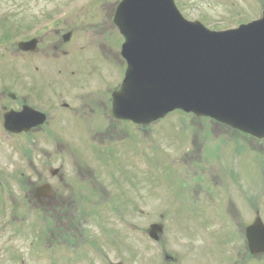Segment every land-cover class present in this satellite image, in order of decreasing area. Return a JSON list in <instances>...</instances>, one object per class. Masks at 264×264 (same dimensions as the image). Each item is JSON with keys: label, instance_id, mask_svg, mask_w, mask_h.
Listing matches in <instances>:
<instances>
[{"label": "rangeland", "instance_id": "1", "mask_svg": "<svg viewBox=\"0 0 264 264\" xmlns=\"http://www.w3.org/2000/svg\"><path fill=\"white\" fill-rule=\"evenodd\" d=\"M71 1V2H70ZM120 0H98L97 4H92L91 8L85 7L84 9V15L85 21L89 20H95L96 23L101 21L102 19H105L104 23H100L101 30L98 32L99 35H103V32L109 31L112 26V14L113 10H115L116 4ZM222 1L224 4H220L218 2ZM114 2V3H113ZM235 2V3H234ZM242 0H176L177 8L184 14V16L189 20H194L197 17H201L203 22H206L205 24L211 28V29H220L223 27H229L235 22H237L236 18L237 16H232L233 14H238V10H242ZM256 4L262 5V2L264 3V0H256ZM71 4L72 9H74L78 5V0H0V13L4 14V12L8 13V18H5L4 20L0 19V29H2L4 26H11L10 28L13 32V35L19 34V30L21 27L26 26V28H29L30 26L34 25L37 21L47 17L49 13L56 11H61L66 4ZM99 6L101 7H108L107 10H103L104 18L101 17V20L99 16L101 15L102 11L99 10ZM114 5H111V4ZM252 0H247V5H253ZM240 5V6H239ZM242 5V6H241ZM228 7V8H227ZM71 9V10H72ZM70 12V11H69ZM232 15H230V13ZM254 11L250 12L248 17L254 16ZM69 14V13H68ZM90 19H89V17ZM69 17V15H68ZM248 19V18H246ZM77 20V18H76ZM78 23H81L80 20H77ZM97 26V24H94ZM96 28V27H95ZM95 28H90V31L94 30ZM10 30V31H11ZM9 31V32H10ZM103 31V32H102ZM2 33V31H0ZM99 35H97L99 38H101ZM101 39H99L100 41ZM102 41V40H101ZM107 40L104 39V42ZM119 43V38L114 36L112 38V44H111V50L114 53H117V45ZM3 49L0 46V53H2ZM87 62L94 63V57L93 54L90 53L87 59ZM88 65H95V64H88ZM118 66V65H117ZM119 67V66H118ZM51 70V68H48ZM3 72V80L0 79V92L1 91H9V92H15L20 96V102L19 104L15 105L10 102H8L6 99L5 101L0 100V118L1 115L7 111L8 108L15 106H19L22 102H27L30 106L43 109V110H52L53 109V103L56 100L59 101H66L71 102L70 96L71 95H79V101L83 99L86 95L85 92L89 91V87H87L86 91H79L75 87V81H65V83H62L61 79L56 78V82H60L62 86L54 87V93L48 92L46 94L40 95L42 91L36 89V77L32 80L27 79V75L25 71H22L19 68H16L14 66L9 65L8 67H5ZM80 78V77H79ZM38 79V78H37ZM33 86V87H32ZM47 87L45 89H48ZM93 90V89H92ZM75 104V103H74ZM59 108H56L58 110ZM55 111V110H54ZM53 111V112H54ZM177 118L170 119L164 124V128H169L168 133V140L167 144L168 146H176L179 145L183 140L186 139V135L183 133L181 128H172L171 125L175 124L177 122ZM180 122L182 124H188L189 120L187 119H181ZM55 128L53 125L50 127ZM215 129L217 132L220 131V128L217 126H205L201 127L203 134H205V129ZM57 129V127H56ZM59 131L62 134H56L54 136V139H50L49 135L46 137L39 133L38 136H32L33 141L34 138L38 139V146L41 148V145L43 147V150L47 151L49 154L52 152V150L59 145L60 142H67V148L69 149V155L62 154L60 155L63 157V160L55 165H46L43 163V161L36 156H33V158L28 157L27 160H21L19 157V154L17 153V150H22L23 146L20 147H13L8 148L5 146H0V171L2 168L6 169L5 174L1 176V179L7 183H9V186L6 187L5 190H1L0 194H3L4 200L3 203H1L0 207V213L5 208L6 203L10 202L8 201V197H15L16 199V211L15 214V220L20 225L23 220L28 216H32L36 212V202L33 198L34 190L37 186L48 183L52 186L55 192V198L53 200H41L42 204L41 207H50L49 209H54L59 212H67L69 214H72L73 216H77V223L74 225L73 228H69L65 231L66 233L72 235V240L74 245H85L86 244H93L97 247H99L101 250H103L104 256L110 257L108 260L105 261V264H109V262H112L113 260H116V254H113L109 250L108 244H114L117 243V239L115 236L112 235V233L116 234H123L126 235L128 238H123L120 243H117L118 246H120L122 252L119 253V255H122L123 259L125 261H132V260H138L137 262H140V259L138 257L133 256L134 254L138 253L141 254V258H145L144 252H146V246L142 244L143 242L140 240L139 237L137 239L131 238L128 234V231L126 230V225L124 223H121L120 220L117 218H113L111 220L106 221L103 223L101 221L102 218V212L99 215L95 214V210L91 209V207H94L95 205L100 204L99 202H102L105 199L109 198L110 205H117L118 201L114 198V195L116 193V185L114 184V179L121 181V178L125 180L127 183L129 189L131 190L134 199L132 206L134 207L133 212H128V215L125 216V220L129 222L136 223V225L142 227V228H149L153 224H162L163 222H166L161 216V212L158 211V203L156 198H153L150 195L151 189H161V187H153L157 183V179L155 177L150 178V176L147 177L146 174H141L139 171L133 172L131 170L128 173V170L125 168L127 157L124 154H115L113 151L108 152L105 154H98L94 155L93 150L90 148L87 149L82 153L79 150H85L79 146L76 145H83L84 138L82 133L77 129H70V134L73 135L75 142L71 137H67L68 130L65 126H60ZM57 129V130H58ZM54 133V132H53ZM46 134V133H45ZM50 134V133H49ZM201 133V135H203ZM69 136V135H68ZM206 136V134H205ZM45 137V138H44ZM71 138V139H70ZM139 140L141 137L139 136ZM134 149H139L138 146L134 147ZM74 153H73V152ZM169 151H172V154L175 157H181L183 154L182 150H175L173 147ZM151 160L147 161L154 162L153 166H157V163L159 166L162 165V163L165 161L166 157H164V154L155 149H151ZM114 153V155H113ZM9 155V156H8ZM18 157V159L16 158ZM59 156V157H60ZM78 156L79 159H78ZM195 156H198V159L202 163L201 167L204 168L205 171H207V174L210 175L211 179H219V181L222 184H226L229 193L234 195L235 192L239 193L238 185L239 183L236 182V178H233L232 173H230L227 170L226 163L217 157L215 161H212V157L215 156L208 152L206 149L199 151L196 149ZM221 157H225L224 155H220ZM67 157V158H66ZM172 157V156H171ZM66 158V159H65ZM70 158V159H69ZM147 158V157H146ZM264 159V158H263ZM116 162H115V161ZM261 160V159H260ZM259 160V161H260ZM68 161H75L77 168L79 170H72L68 166L65 167V172L63 178H52L50 175V169L56 168L60 166V163H64L68 165ZM104 161V162H112L110 167H101L99 166L98 162ZM205 161H209L210 168H208L209 164ZM32 163L35 168L30 166L29 164ZM52 163V162H49ZM48 163V164H49ZM29 166V167H28ZM154 166V167H155ZM158 167V166H157ZM125 168V169H123ZM119 169H123L121 172H119ZM250 173L253 175L254 172V166L249 167ZM80 171L81 174H88L90 176L94 175V180L99 183V185L105 190L103 192L102 188L95 185H80L79 179H78V172ZM152 173V172H151ZM187 168L183 167L182 170L178 171L177 174L183 179L182 181L186 182L187 184L193 183V180L190 178H187L186 175ZM11 174V176H9ZM93 174V175H92ZM19 178V182L25 183V189L26 191H21L20 188L15 184V178ZM129 178H128V177ZM152 176H157L155 173H152ZM166 177V176H165ZM33 191V192H32ZM245 195L247 194L250 201H236L235 203H240V209H239V215L241 216L243 223H248L253 220V217L255 216V213L257 211L261 210L263 220H264V210L259 207L258 204H256L253 197L245 192ZM109 196V197H108ZM234 200L235 198L232 197ZM7 199V201H6ZM243 199V198H242ZM59 200L61 201L59 203ZM123 202V201H122ZM248 204V205H247ZM43 205V206H42ZM137 205H140L141 207H144L148 209L150 212L149 216L151 218H146L148 216L147 214H140L139 218L138 215L136 216V209L135 207ZM238 206V205H237ZM43 207V208H44ZM54 207V208H53ZM133 207H130V209H133ZM44 208V209H45ZM120 210V209H119ZM6 211V209H5ZM81 215H80V214ZM139 214V213H138ZM68 218H64V221H68ZM107 219V217H105ZM5 220L4 216H0V226L2 227ZM167 223V222H166ZM54 226V225H53ZM105 226V229L107 232H105V235L108 236L105 238V241L102 237L101 230L103 231V227ZM86 228V229H84ZM83 229V230H82ZM49 231L46 233L43 230L40 231V229L35 231V236L37 239H39L43 233H46L43 235L42 238V244H41V257L44 258L46 264H76L77 260L81 258V254H73V255H67L65 250H59L55 246H52L51 248L47 249L45 248L44 244L46 245L49 243H55L53 240L59 242L61 236H65L66 233H62L63 231L56 232L54 230L48 229ZM71 230V231H70ZM14 231V230H13ZM13 231H10L8 234L5 229H0V244L2 241V238L13 236ZM17 231V229H16ZM71 233H70V232ZM90 231V232H89ZM168 232V231H167ZM11 233V234H10ZM166 231L164 232V234ZM87 235V236H86ZM179 237V235H177ZM39 237V238H38ZM173 234L171 236L169 234L165 235V240L167 242V245L172 243L173 240ZM190 245H195L194 241ZM59 247V246H57ZM125 247V249H122ZM168 249V248H167ZM85 253L86 257H89L90 259L94 256V252L90 250V248L85 247ZM2 255H0V261L2 260ZM41 257L36 258V260L31 258L30 254L25 253H19V258L16 259V256L14 259L11 260L9 264H21V260H25L26 264H45L44 260L41 259ZM196 258V256H193ZM222 255L220 256V258ZM112 260V261H111ZM264 260V259H263ZM24 264V263H23ZM80 264V263H79ZM82 264H87V262H84ZM90 264H100L99 262V256H95Z\"/></svg>", "mask_w": 264, "mask_h": 264}, {"label": "water", "instance_id": "2", "mask_svg": "<svg viewBox=\"0 0 264 264\" xmlns=\"http://www.w3.org/2000/svg\"><path fill=\"white\" fill-rule=\"evenodd\" d=\"M119 19L140 62L115 94V116L146 123L185 109L264 137V21L214 33L184 22L172 0H127ZM262 229L250 235L255 251Z\"/></svg>", "mask_w": 264, "mask_h": 264}, {"label": "flooded vegetation", "instance_id": "3", "mask_svg": "<svg viewBox=\"0 0 264 264\" xmlns=\"http://www.w3.org/2000/svg\"><path fill=\"white\" fill-rule=\"evenodd\" d=\"M233 219H238L237 222L241 225H243V220L242 218L240 217L239 213H235L232 215Z\"/></svg>", "mask_w": 264, "mask_h": 264}]
</instances>
